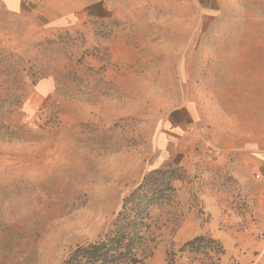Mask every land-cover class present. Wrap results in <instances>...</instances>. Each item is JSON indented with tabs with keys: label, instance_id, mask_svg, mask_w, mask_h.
Here are the masks:
<instances>
[{
	"label": "rangeland",
	"instance_id": "1",
	"mask_svg": "<svg viewBox=\"0 0 264 264\" xmlns=\"http://www.w3.org/2000/svg\"><path fill=\"white\" fill-rule=\"evenodd\" d=\"M262 155L264 0L0 1V264H63L166 166L143 264H204L179 252L199 235L264 264L257 188L231 174Z\"/></svg>",
	"mask_w": 264,
	"mask_h": 264
},
{
	"label": "trees",
	"instance_id": "2",
	"mask_svg": "<svg viewBox=\"0 0 264 264\" xmlns=\"http://www.w3.org/2000/svg\"><path fill=\"white\" fill-rule=\"evenodd\" d=\"M180 176L169 166L149 171L123 199L110 230L95 242L75 247L63 264H143L151 258L158 223L151 211L172 200L173 183ZM179 252L202 257L204 264H218L225 254L222 244L208 235L187 241ZM167 264H175L173 257Z\"/></svg>",
	"mask_w": 264,
	"mask_h": 264
},
{
	"label": "crops",
	"instance_id": "3",
	"mask_svg": "<svg viewBox=\"0 0 264 264\" xmlns=\"http://www.w3.org/2000/svg\"><path fill=\"white\" fill-rule=\"evenodd\" d=\"M0 1L9 11H12V12H15L20 7V0H0ZM185 114L189 116V119H190L189 125L190 123L195 121V115H194L193 110L185 109L183 116H185ZM178 116L181 117L182 115H177L176 117L178 118ZM177 118H175L176 121L178 120ZM176 124H179V123L176 122ZM258 163L260 165V168L258 169V171H231V174L235 178H239L238 180H241L242 183L247 182L246 186H249L250 188L251 187L257 188L258 196H257V200L255 201L257 204L255 213H256V216L260 220L264 221V155H262L259 158ZM252 177H254V179L256 180L255 182L250 181L252 180ZM262 227L264 229V225ZM215 238L217 237H214L213 239Z\"/></svg>",
	"mask_w": 264,
	"mask_h": 264
}]
</instances>
